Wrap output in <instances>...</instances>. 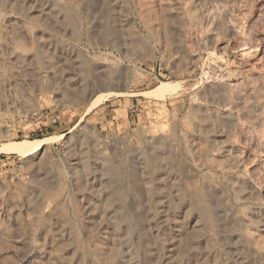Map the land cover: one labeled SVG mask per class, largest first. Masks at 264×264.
<instances>
[{
  "label": "rangeland",
  "instance_id": "374dc122",
  "mask_svg": "<svg viewBox=\"0 0 264 264\" xmlns=\"http://www.w3.org/2000/svg\"><path fill=\"white\" fill-rule=\"evenodd\" d=\"M0 264H264V0H0Z\"/></svg>",
  "mask_w": 264,
  "mask_h": 264
},
{
  "label": "bare ground",
  "instance_id": "6f19581e",
  "mask_svg": "<svg viewBox=\"0 0 264 264\" xmlns=\"http://www.w3.org/2000/svg\"><path fill=\"white\" fill-rule=\"evenodd\" d=\"M50 139H51V137H46V138L38 139V140H35V141L22 140V141L15 142L13 144L11 143L12 145H10V144L6 145L5 148H8L9 149V150L7 149L8 151L12 150V151H15V152H19V153L25 154V153H28V152H34V151L43 149L44 146L48 143V141ZM7 146H9V147H7Z\"/></svg>",
  "mask_w": 264,
  "mask_h": 264
},
{
  "label": "crops",
  "instance_id": "0c3cea01",
  "mask_svg": "<svg viewBox=\"0 0 264 264\" xmlns=\"http://www.w3.org/2000/svg\"><path fill=\"white\" fill-rule=\"evenodd\" d=\"M105 106H107V105H105ZM80 118H81V117H80ZM77 122H78V121H77ZM77 122H76V123H77ZM72 127H74V125H73ZM72 127H71V128H72ZM71 128H70V129H71ZM70 129H69V130H70Z\"/></svg>",
  "mask_w": 264,
  "mask_h": 264
}]
</instances>
